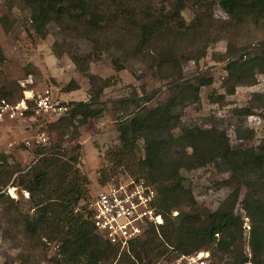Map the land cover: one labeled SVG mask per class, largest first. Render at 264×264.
Wrapping results in <instances>:
<instances>
[{
    "label": "trees",
    "instance_id": "obj_1",
    "mask_svg": "<svg viewBox=\"0 0 264 264\" xmlns=\"http://www.w3.org/2000/svg\"><path fill=\"white\" fill-rule=\"evenodd\" d=\"M19 2L29 10L31 29L40 38L55 25L57 38L65 34L90 44L87 52H69L89 81L90 98L71 101L65 113L47 124L56 139L48 146L36 147L29 166L15 159L9 161L11 155L0 151V206L7 222L5 226L0 222V230L15 229L25 243L40 246L54 242L58 245L54 258L58 264H157L169 250L176 254L208 251L209 264H264V140L257 147L232 146L224 130L213 125H186L181 119L184 107L198 102L199 89L212 83L211 77L198 76L194 82L183 78L186 50L197 41H227L221 55L226 59L223 94L218 96L221 100L232 95L237 86L254 85L256 75L264 74V36L252 53L233 58L240 49L235 39L243 25H262L264 33V0H166L168 6L159 9L154 8L152 0ZM215 7L226 15L225 19L215 17ZM185 9L193 14L189 23L182 15ZM102 53L110 58L115 72L124 69V62L132 58L175 87L168 98L150 107L154 91L145 92L140 102L114 100L119 142L108 150L107 164L99 170L98 181L107 184L112 175L109 169L130 166L134 158L137 170L133 177L156 189L155 208L163 218L162 224L149 225L128 251L120 252L95 231L90 220L89 178L77 166L80 145L65 148L62 144L65 136L76 139L78 129L105 109L100 96L117 76L102 78L89 71V64L99 60ZM4 59L0 46V64ZM74 86L69 83L65 90L76 89ZM21 90L0 71V99L14 103L22 97ZM235 112L245 116L252 113L248 106ZM139 149L142 157L135 158ZM207 164L228 173L220 183L229 192L215 209L196 200L182 174L183 170ZM7 186L28 192V210L12 207L10 202L14 200L5 192ZM242 188L243 209L250 222L249 258L243 246V220L235 213Z\"/></svg>",
    "mask_w": 264,
    "mask_h": 264
},
{
    "label": "rangeland",
    "instance_id": "obj_2",
    "mask_svg": "<svg viewBox=\"0 0 264 264\" xmlns=\"http://www.w3.org/2000/svg\"><path fill=\"white\" fill-rule=\"evenodd\" d=\"M19 1L0 0V46L5 57L0 64V71L3 76L19 85L22 89L21 98L36 97L37 94L48 90L53 102L66 104L69 107L71 101H88L89 81L86 75L75 66L69 52L72 50L87 52L90 44L65 34L57 38L54 33L57 28L55 25H50L47 35L40 38L31 29L29 10ZM152 5L156 9L168 6L166 0H152ZM182 15L187 23L193 19L189 9H185ZM214 15L216 18H226V15L217 7L214 8ZM237 32L235 45L240 49L233 58L244 52L252 53L259 47L260 40L264 36L262 25L245 24ZM206 42L207 39L199 40L193 48L186 50L188 59L182 64L183 78L194 82V78L198 76L211 77L212 83L199 89L198 102L184 107L181 112L182 122L186 125L196 124L203 127L213 125L226 132L232 146L257 147L264 140V108L262 107L264 74L256 75L254 85L237 86L232 95H226L221 100L218 96L223 94L221 82L226 74L224 71L226 59H222L221 55L226 50L227 41L224 38L209 41L205 46V53L201 54ZM197 55H199L198 59H196ZM124 66V69L115 72L110 58L105 53H102L99 60L89 64L91 73L102 78L116 75L117 79L113 80V84L106 87L100 96V100L105 103V109L101 115L98 118L89 119L81 126L76 139L72 140L70 136L62 139L65 148L74 144L80 145V162L77 166L89 178L87 204L96 192L103 188V184L98 181L99 170L107 164L108 150H113L119 142L116 128L119 119L113 108L114 100L130 98L140 102L139 98L142 99L145 92L154 91V97L148 103L150 107L164 101L169 97L171 88L175 89L165 80L158 79L140 60L128 59L124 62ZM141 74L144 76L135 77ZM69 83L77 88L65 90ZM255 93L260 96L255 97L253 95ZM27 102L31 108L33 100L28 99ZM245 106L250 107L251 114L245 116L235 112ZM29 112L30 115L25 114L22 118L0 122V151L11 155L9 161L15 159L23 166H29L33 162V150L40 146L35 141L37 135L43 134L47 137L46 146L56 139L55 132H48L47 124L66 111L59 114H33L31 110ZM28 140L30 145L26 144ZM142 153L139 149L135 158L142 157ZM133 159L130 161V166H113V169H109V173L112 174L109 180L112 181L119 176H134L137 166ZM182 174L185 184L192 188L196 200L209 209H215L229 192V189L220 183L228 176V173L213 164L183 170ZM244 191V188L240 191L235 204V213L243 220V246L249 258L250 222L243 209ZM5 192L13 198L14 201L10 202L13 208L17 206L22 211L29 209L28 192L15 186H7ZM5 219L3 207L0 206V222L3 226L7 223ZM14 231L0 230V264H58L54 261L57 244L41 243L39 246L36 242L25 243L23 235L15 229ZM174 258L175 252L169 250L157 264H164L165 261ZM209 263L210 255L207 258V264Z\"/></svg>",
    "mask_w": 264,
    "mask_h": 264
},
{
    "label": "built area",
    "instance_id": "obj_3",
    "mask_svg": "<svg viewBox=\"0 0 264 264\" xmlns=\"http://www.w3.org/2000/svg\"><path fill=\"white\" fill-rule=\"evenodd\" d=\"M243 57L246 53L244 52ZM28 99L33 105L28 106ZM69 106L53 102L50 92L45 90L36 97L26 96L11 103L0 99V122L16 120L25 116L26 111L38 113H63ZM35 141L45 145L47 137L37 135ZM30 145V141H26ZM156 189L143 179L133 176H119L103 185L89 201L90 220L95 231L120 251H128L129 245L140 238L149 225L162 224V215L155 208ZM176 214L177 212H173ZM244 225L248 226L247 223ZM209 252L205 250L189 254H176L164 264H207Z\"/></svg>",
    "mask_w": 264,
    "mask_h": 264
},
{
    "label": "crops",
    "instance_id": "obj_4",
    "mask_svg": "<svg viewBox=\"0 0 264 264\" xmlns=\"http://www.w3.org/2000/svg\"><path fill=\"white\" fill-rule=\"evenodd\" d=\"M6 121V120H5Z\"/></svg>",
    "mask_w": 264,
    "mask_h": 264
}]
</instances>
